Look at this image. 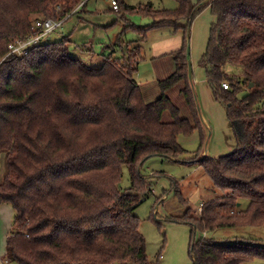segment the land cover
Returning a JSON list of instances; mask_svg holds the SVG:
<instances>
[{"label": "trees", "instance_id": "1", "mask_svg": "<svg viewBox=\"0 0 264 264\" xmlns=\"http://www.w3.org/2000/svg\"><path fill=\"white\" fill-rule=\"evenodd\" d=\"M83 1L0 0V152L7 153L0 205L14 211L6 254L20 264H151L134 214L142 200L138 192L149 193L137 169L152 157L184 153L179 135L203 133L188 51L172 54L175 72L159 83L162 92L185 84L180 93L190 118H182L164 93L145 102L133 80L142 60L138 48L98 69L70 57L67 38L8 56L17 39L37 34L36 20L61 19ZM175 1L179 7L171 13L120 6L152 16V29L186 33L182 20L212 9L217 21L203 65L240 140L234 153L198 161L224 195L204 203L198 216L189 210L180 219L193 228L191 257L194 264L264 263V246L255 240L207 238L221 229L264 227V0ZM34 15L39 18L32 21ZM242 88L247 94L238 98ZM166 113L171 121L164 120ZM123 168L133 182L125 191L119 188Z\"/></svg>", "mask_w": 264, "mask_h": 264}, {"label": "rangeland", "instance_id": "2", "mask_svg": "<svg viewBox=\"0 0 264 264\" xmlns=\"http://www.w3.org/2000/svg\"><path fill=\"white\" fill-rule=\"evenodd\" d=\"M85 1V5L60 31L44 38L41 43L67 38L70 41L69 56L94 69L102 67L110 57L119 59L124 57L127 50L138 48L142 60L133 74V80L139 85L145 102H155L164 93L179 108L182 118L191 117L185 98L180 93L185 84L182 82L162 92L159 82L175 72L172 54L183 47L188 51L191 86L203 120V133L196 130L188 136L179 135L178 144L185 152L176 158L152 157L139 165L137 175L147 182L149 193L138 192L142 200L134 214L140 222V232L145 239L151 264H194L190 254L193 228L180 219L189 210L191 216H198L204 203L224 195L214 187L198 161L204 157L219 159L230 155L237 150L240 141L235 125L227 118L226 106L213 96L207 69L203 65L217 16L210 7H206L191 22L182 20L179 25L189 27L186 33L184 29L176 31L174 27L152 29L156 19L140 12H126L123 7L120 14L114 13L108 0ZM192 2L196 3V0ZM120 3L130 8L146 9L150 6L153 11L166 10L169 13L179 7L175 0H120ZM37 18L39 16L34 15L31 20ZM226 71L232 74L233 69L227 67ZM247 91V88L238 91V98L246 95ZM164 120L171 121L170 114L166 113ZM201 148V154L197 156ZM6 156L5 151L0 152V182L7 172ZM132 186L130 171L123 168L119 188L125 191ZM176 190L180 193L177 194ZM246 205L247 202L242 208ZM13 220L14 211L8 228L4 232L0 229L2 264H20L8 261L6 254L8 236L14 231ZM199 236L202 235L196 234L195 239L198 240ZM207 238L221 242L255 240L264 246V227L221 229ZM247 264L264 263L255 260Z\"/></svg>", "mask_w": 264, "mask_h": 264}, {"label": "built area", "instance_id": "3", "mask_svg": "<svg viewBox=\"0 0 264 264\" xmlns=\"http://www.w3.org/2000/svg\"><path fill=\"white\" fill-rule=\"evenodd\" d=\"M111 10L114 13H121V6L119 0H108ZM83 1L71 14L57 20L53 19H39L34 22L33 30L37 32L36 35L29 36L26 39H17L9 48L8 56H18L21 57L28 53L33 47L39 45L41 41L52 35L63 28L65 22H67L72 16L77 14L81 7L85 4ZM57 11H60V7H57ZM225 89H228L227 84L223 85Z\"/></svg>", "mask_w": 264, "mask_h": 264}, {"label": "crops", "instance_id": "4", "mask_svg": "<svg viewBox=\"0 0 264 264\" xmlns=\"http://www.w3.org/2000/svg\"><path fill=\"white\" fill-rule=\"evenodd\" d=\"M66 23L67 22H65L64 25ZM12 218H13V211L11 210V208L8 205H0V229H1V232H4V230H6L8 228ZM2 262H3V259L0 258V264H2Z\"/></svg>", "mask_w": 264, "mask_h": 264}, {"label": "water", "instance_id": "5", "mask_svg": "<svg viewBox=\"0 0 264 264\" xmlns=\"http://www.w3.org/2000/svg\"><path fill=\"white\" fill-rule=\"evenodd\" d=\"M252 87H253V85L250 86V88H252Z\"/></svg>", "mask_w": 264, "mask_h": 264}]
</instances>
